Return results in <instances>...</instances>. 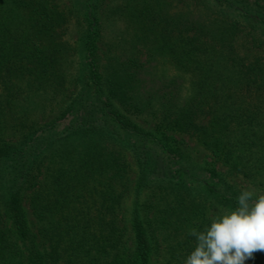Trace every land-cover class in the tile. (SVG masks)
<instances>
[{
	"label": "trees",
	"instance_id": "16d2710c",
	"mask_svg": "<svg viewBox=\"0 0 264 264\" xmlns=\"http://www.w3.org/2000/svg\"><path fill=\"white\" fill-rule=\"evenodd\" d=\"M61 1L0 0V264H183L264 194V0Z\"/></svg>",
	"mask_w": 264,
	"mask_h": 264
},
{
	"label": "clouds",
	"instance_id": "9594fccd",
	"mask_svg": "<svg viewBox=\"0 0 264 264\" xmlns=\"http://www.w3.org/2000/svg\"><path fill=\"white\" fill-rule=\"evenodd\" d=\"M236 203L202 230L189 229L195 243L183 264H245L254 261V252L264 254V194L243 190Z\"/></svg>",
	"mask_w": 264,
	"mask_h": 264
},
{
	"label": "rangeland",
	"instance_id": "374dc122",
	"mask_svg": "<svg viewBox=\"0 0 264 264\" xmlns=\"http://www.w3.org/2000/svg\"><path fill=\"white\" fill-rule=\"evenodd\" d=\"M59 1H60V0H59ZM60 3L62 4L63 7H66V10H69V8L71 7V4H70L69 0H62ZM77 37H78V36H77V28L75 27L74 22H72V23L70 24V31H69V33H68L66 39H67L72 45L76 46V44H77V39H78ZM191 145H192V147L194 148L193 143H192ZM199 157H201V156H199ZM239 184H240V183H239Z\"/></svg>",
	"mask_w": 264,
	"mask_h": 264
}]
</instances>
